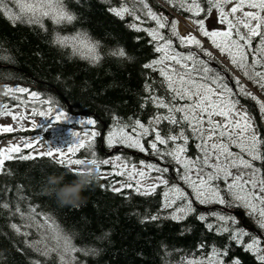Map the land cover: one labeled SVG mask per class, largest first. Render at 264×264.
I'll return each mask as SVG.
<instances>
[{
	"label": "snow or ice",
	"instance_id": "snow-or-ice-1",
	"mask_svg": "<svg viewBox=\"0 0 264 264\" xmlns=\"http://www.w3.org/2000/svg\"><path fill=\"white\" fill-rule=\"evenodd\" d=\"M79 2L80 0H77V3ZM203 2L204 0H161V8L155 9L150 0H123L119 7L109 9L121 19L127 15L143 23V16L155 22V27L150 28L140 27L136 23L128 25L137 32H146L152 38L154 51L161 53L159 58L144 64L143 67L163 77L160 83L161 87L166 85L167 95L165 97L156 95L153 84L146 83L145 91L149 95L144 98V104L151 103L157 110L150 123L152 120L157 123L167 121L170 125L180 128L178 133H175L174 128H170L168 133L162 135L161 130L145 126L139 118L129 117L125 121L114 116L112 126L107 135L103 136L97 120L79 119L77 123L83 126L82 134L78 131L71 133L75 139L65 147L66 151L65 148L48 146L46 151L36 152L35 155L29 153L14 157L13 154H20L23 151L20 143L10 142L5 148H0V174L5 173V162L14 158L22 160H34L37 157L54 158L55 163L66 170L77 169L87 161L96 166L100 179L113 174L103 173L102 166L112 165L115 176L125 177L120 181V187L113 189L116 192H120L123 188H132L133 179H135V191L139 195L155 194L159 186H164L163 208H172L173 205H177V201L181 202L169 217L173 220H181L189 214L197 213L196 203L224 205L228 208L246 210L245 215L248 218H254L258 214V228L264 230V132H261L258 126L254 128L255 117L250 114L248 108L237 110L240 101L234 98V90L230 86L233 81L229 79L227 72H221L212 66L210 61L199 58L196 53H181L173 47L171 37H176L183 47L194 45L203 48V43L192 34L187 24L185 27H188L189 31L181 34L178 30L181 23L179 18H173L170 13L165 14L164 11L166 6H171L177 11L182 9L191 13L192 17H198L202 12L210 13L211 9L215 8L218 12V23L226 25L225 30H208L205 27V19H192L191 22L198 26L200 35L207 37L211 46L218 49L221 55L226 54L230 64L256 85L261 91V96H264V0H235L228 11H225V6L232 3V0H206L209 6L207 10L202 8ZM129 3L131 7L127 6ZM9 4H12L16 10L9 7ZM137 4L140 5L139 8ZM245 8L250 10L245 11ZM138 12L142 15H138ZM238 12L241 13L240 16H236ZM0 15L6 16L13 24L36 25L45 31H47L46 20L59 26L71 24L76 19V15L67 8L64 0H0ZM257 37L259 40L254 44ZM54 43L61 47L71 46L74 53L86 49L87 58L93 63L101 59L98 52L99 42H92L86 32H77L72 36L57 32ZM112 54L126 56L122 48ZM204 54L212 55L207 49L204 50ZM234 84L238 86V95L256 102L261 118L264 119V99L247 90L239 77L235 79ZM18 93L27 94L29 99H24L21 95H17ZM0 95L18 101L17 107L28 108L29 105H35L37 102L47 105L46 108L32 106V116L48 119L55 112L56 121L61 122L68 118L66 112L53 107L50 99H42L38 92L30 91L28 88L5 86ZM159 109H166L167 114L159 113ZM2 116H10L14 122H17V127L15 129L12 126L0 127V133L30 130L25 129L21 123L27 119L24 112L14 113L8 104H3L0 105V117ZM214 117H222L223 123L216 121ZM90 125L94 127L89 129L87 126ZM37 127H39L38 122L33 120L31 128ZM129 128L131 132L127 130ZM187 129H191L192 138L199 141L195 145L198 153L194 157L188 155L190 137L186 134ZM153 133L154 139H149ZM97 137L105 139L109 148L123 145L140 153H146L147 144L152 150L151 155L160 159L170 157L168 163L174 161L179 167H161L153 162L140 161L141 168L137 169L135 163L127 161V158L121 155H115L111 160L103 158L98 155ZM21 140L24 148L32 149L34 152L36 145L42 143L34 138H21ZM177 141L183 143H176ZM209 141L214 142L209 143ZM170 142L174 147H169ZM158 144L164 145L165 148L160 149ZM233 149L239 151L235 152ZM78 153L83 155L78 156ZM257 161L261 164L257 165L255 163ZM151 172L159 175L153 178L150 176ZM169 172H175V178L166 177L165 173ZM149 179H152L153 183L148 185L142 183ZM177 180L183 181V185L187 188L177 183ZM0 207L7 209L9 205L0 203ZM15 213H19L22 220L29 221L24 225L25 227H34L38 233H41L39 239L32 241L26 239L24 243L27 248L46 259L33 260L30 264H48L53 260V256L58 258L54 264H82L76 253L96 254L95 249L77 247L73 243V236L56 224L50 214L38 212L37 206L29 205L28 211H23L17 205L13 215ZM209 216L215 217L216 220L215 225L206 224L209 231L215 228L218 234L228 233L229 240L243 245L245 251L251 252L259 264H264L262 237L258 234L250 235L249 231L240 225L238 218L231 213L197 214V219L206 221ZM37 217H41L43 223L37 220ZM160 218L159 212L145 217L153 221ZM10 227L18 235L29 236L28 232H21V226L11 224ZM244 237H248L251 242L246 243ZM199 247L204 248V245L201 244ZM228 253L227 246L223 249L213 247L211 253L204 259L194 258L188 260L187 264H226L224 257ZM232 264H240V261L233 260Z\"/></svg>",
	"mask_w": 264,
	"mask_h": 264
},
{
	"label": "trees",
	"instance_id": "trees-1",
	"mask_svg": "<svg viewBox=\"0 0 264 264\" xmlns=\"http://www.w3.org/2000/svg\"><path fill=\"white\" fill-rule=\"evenodd\" d=\"M64 3L76 15V19L71 24L59 26L46 20L47 31L36 25L13 24L6 16L0 15V92H3L5 86H19L36 91L42 99H50L54 108L58 107L73 117L97 120L103 136L107 135L112 126L114 116L125 121L129 117L139 118L145 126L152 128L154 124V128L161 130L162 135L168 133L170 128L178 133L180 128L167 121L157 123L152 120L150 123L157 110L151 103L144 104V98L149 95L145 91L146 83L153 84L156 95H167L166 85L161 87L160 83L163 77L143 67L159 58L161 53L154 51L152 38L146 32H137L128 25L136 23L143 28H150L155 27V22L143 16V23L127 15L124 19L115 16L109 9L119 7L123 0H80L79 3L77 0H64ZM150 3L155 9L161 8V0H150ZM127 6L131 7V4ZM136 6L140 7L139 4ZM201 6L206 10L209 7L206 0ZM9 7L14 8L12 4ZM164 11L165 14L170 13L171 17H189L184 11H177L171 6H166ZM207 13L202 12L198 19H202ZM137 14L142 15L139 12ZM57 32L65 36L86 32L92 42H99L100 61L93 63L74 53L69 46L56 45L54 38ZM258 40L259 37L255 38L254 44ZM121 48L126 53L125 57L112 54ZM186 51L193 52L189 49ZM242 77L247 84H253L243 75ZM230 86L233 87L234 98L255 117V127L258 126L264 132L256 102L238 95L236 87L233 84ZM246 89L249 90L248 87ZM21 96L27 99L25 94ZM18 103L10 97L0 95V105L8 104L11 108ZM46 107L47 105H43V108ZM158 111L167 114L166 109ZM61 125L70 129L81 128L76 122ZM127 130L131 132V128ZM35 133L24 132L21 135ZM186 134L190 137L188 155L194 157L198 153L195 145L199 141L192 138L191 129H187ZM49 135V132H45L43 138L46 139ZM3 137L5 136H0V139ZM149 139H154V136ZM97 141L98 155L106 159L121 155L135 164L146 161L161 167H179L174 161L168 163L170 157L160 159L151 155L152 150L147 144L146 153L142 154L123 145L109 148L102 137H97ZM158 147L162 150L165 148L159 144ZM169 147L174 145L170 142ZM27 154L29 151L23 149L22 153L13 155L18 157ZM77 155L81 156L83 153ZM255 163L261 164L260 161ZM65 171L48 157H37L34 160L14 158L5 162V173L0 174V203H7L9 208L0 207V264H30L33 260L46 259L26 247V239H39L41 233L34 227H25L29 221L22 220L19 213L13 215L17 205L23 211H28L29 205L37 206L38 212L50 214L56 224L73 236V243L77 247L97 250L95 255L76 253L82 264H187L188 260L194 258L204 259L213 247L223 249L226 246L229 248L228 255L224 257L226 264H232L236 259L240 264H259L251 252L245 251L243 245L229 240L228 233L218 234L215 228L212 231L207 229V223L216 224L215 217L209 216L206 221L197 219V214L231 213L250 235L258 234L262 237L261 247L264 248V230L258 228L255 217L248 218L245 215L244 209L196 203L197 213L189 214L181 220H173L169 217L174 206L177 207L181 202L177 201V205L172 208H163L164 187L159 186L155 194L147 196L137 194L135 188H123L116 192L113 189L121 178L115 176L113 168L107 165H103L101 171L105 174L113 173L112 175L99 178L97 183L82 193L84 202L81 205L65 206L44 190L45 179L49 174L59 175ZM8 172L11 174H7ZM175 175V172L165 173L166 177L175 178ZM72 179L74 176L70 173L65 176V182ZM176 182L183 185V181ZM157 212L160 219H145ZM37 220L43 223L41 217H37ZM11 224L21 226V232H28L29 236L16 234L11 229ZM244 240L246 243L251 242L248 237H244ZM201 244L204 248L199 247ZM57 260L53 256L48 264H54Z\"/></svg>",
	"mask_w": 264,
	"mask_h": 264
},
{
	"label": "rangeland",
	"instance_id": "rangeland-1",
	"mask_svg": "<svg viewBox=\"0 0 264 264\" xmlns=\"http://www.w3.org/2000/svg\"><path fill=\"white\" fill-rule=\"evenodd\" d=\"M234 3H235V0H232V3L227 4L226 7H225V11H228L233 6ZM244 10L248 11L250 9H246L245 8ZM185 13H187L189 15V17H184L183 15L182 16H176V15L173 16V18L178 17L179 20L181 21V23L178 26L179 32L181 34H184V33L188 32L189 28L185 27V24L189 25V27L192 30V34L195 35L198 39H200L202 41L203 48H197L194 45L193 46H188V47H183V46L180 45V43L176 39V37H171V39L173 40V47L177 51H179L181 53L189 52V51H186V49L192 50L194 53H196L199 56V58H202V59H204L206 61H210L211 65L214 66L215 68H218L221 72H225V71L228 72L229 79L231 81H233L232 84L236 87L237 92H238V86L234 84V81H235V79L237 77H239L240 80L243 81L245 86L249 88V90H251L253 93H255L258 97L264 99V96H261V91L258 89V87L256 85H254V84H250L249 85V84H247L244 81L241 73L238 72V69H236L234 66H232L230 64V61H229L227 55L226 54L221 55L218 49H216V48L211 46V42L208 40L207 37H204V36L200 35L199 30H198V26L191 22L192 19H197L198 20V17H192V14L189 13V12H185ZM240 15H241L240 12L236 13V16H240ZM202 19H205V27L208 30H213V29L225 30L226 27H227L226 25L218 23V12H217V10L215 8H212L211 12L210 13L208 12L207 15L205 17H203ZM242 31H244V30L242 29ZM69 47L72 48L71 46H69ZM205 49L210 51L212 53V55H210V56L205 55L204 54V50ZM76 53L78 55L88 59L87 58L88 57V53H87L86 49H82L81 51H78ZM221 61H223V63H221ZM20 95H23V94H20ZM25 95L27 96V94H25ZM27 99H29L28 96H27ZM29 106H31V107L35 106L37 108L43 107V105H41L38 102L35 105H29ZM31 107L23 108V107L15 106V107H11L10 108L14 113L24 112V114L26 115L27 119L24 120L21 123H23L25 129H30V130H16V131H13L11 133H0V136H5V137H3V139H0V148H5L10 142L13 143V144L20 143V146H21L22 149L28 150L29 153H32L33 155H35L36 152L46 151L48 146L55 147V148H61V149L65 148L68 144L72 143L74 141V139H75L71 135V133L73 131H78V132H81V134H82L83 126L80 125V124H79V126L81 127L80 130L79 129H70V128H68V126H62L61 124H70L72 122H76L77 123V121L79 119H87V118L73 117V116H71V115H69L67 113L68 114V118L65 121H61L60 122V121H56L54 119V116L56 114L55 112H53L52 116L49 117L48 119H45V118L40 117V116H32L31 115ZM243 109H244L243 106H241L240 104L237 105V110L242 111ZM61 111H63V110H61ZM259 115H260V113H259ZM260 118H261V115H260ZM214 119L216 121H218V122L223 123V118L222 117H214ZM33 120L38 122L39 127H37L36 129H32L31 128V122ZM260 121H261V124L264 127V119L261 118ZM5 126H12L15 129L17 127V122H14L11 119L10 116H2V117H0V127H5ZM152 126H153L152 128L155 127L154 124H152ZM87 127L89 129L93 128V127H91V125L87 126ZM254 128H255V125H254ZM39 130H41L40 133H39ZM24 132H36V133L33 134V135H21ZM45 132H49V134H50L49 137L46 138V139L43 138V135H44ZM153 136H154V134H153ZM21 138H23V139H33L34 138L37 141H42V143H39V144L36 145V150L34 152L32 149H28V148H24L23 147V143H22ZM212 142H214V141H209V143H212ZM104 143L106 144L105 139H104ZM114 146H116V145H114ZM64 150L66 151V148ZM133 150L139 152L136 149H133ZM233 151L238 152L239 149H233ZM113 157L114 156H112V157H110L108 159L111 160ZM52 159L54 160V158H52ZM107 166L112 167V165H107ZM136 167H137V169H140L141 168L140 163L136 164ZM113 173H114V171H113ZM157 175H158V173H156V172H151L150 173V176L153 177V178L155 176H157ZM119 177L121 178L120 181L125 179V177H123V176H119ZM131 183L133 185L132 188H135V179H133ZM142 183L144 185H148V184L153 183V180L152 179L145 180V181H142ZM183 186L185 188H187L186 185H183ZM119 187H120V182L114 188H119ZM161 187H164V186L161 185ZM187 190L191 191L190 189H187ZM174 207H176V206H174ZM255 218L257 220H259L258 214L255 216Z\"/></svg>",
	"mask_w": 264,
	"mask_h": 264
},
{
	"label": "clouds",
	"instance_id": "clouds-1",
	"mask_svg": "<svg viewBox=\"0 0 264 264\" xmlns=\"http://www.w3.org/2000/svg\"><path fill=\"white\" fill-rule=\"evenodd\" d=\"M69 173L74 179L65 182V176ZM99 175L96 166L85 161L77 169H67L59 175L49 174L45 179L44 190L54 196L59 204L76 207L84 202L82 193L97 183Z\"/></svg>",
	"mask_w": 264,
	"mask_h": 264
}]
</instances>
